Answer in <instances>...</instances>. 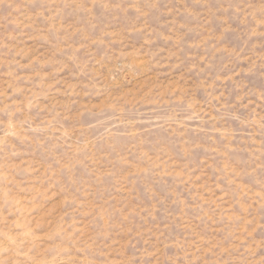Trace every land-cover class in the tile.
I'll return each mask as SVG.
<instances>
[{
  "label": "rangeland",
  "instance_id": "374dc122",
  "mask_svg": "<svg viewBox=\"0 0 264 264\" xmlns=\"http://www.w3.org/2000/svg\"><path fill=\"white\" fill-rule=\"evenodd\" d=\"M0 264H264V0H0Z\"/></svg>",
  "mask_w": 264,
  "mask_h": 264
}]
</instances>
